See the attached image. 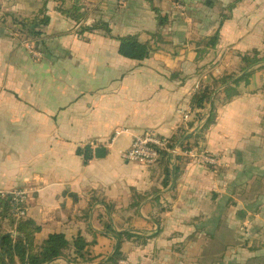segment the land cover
Listing matches in <instances>:
<instances>
[{
  "label": "crops",
  "instance_id": "crops-1",
  "mask_svg": "<svg viewBox=\"0 0 264 264\" xmlns=\"http://www.w3.org/2000/svg\"><path fill=\"white\" fill-rule=\"evenodd\" d=\"M62 1L0 0V192H28L25 218L40 227L38 241L81 233L97 240L88 249L108 254L112 240L102 229L116 224L112 212L148 229L158 213L153 198L133 204L164 178L154 172L160 163L124 159L133 135L172 140L183 130L181 154L171 158L183 166L176 191L161 193L169 206L162 232L144 248L128 245L130 259L121 264H264V70L232 85L231 96L219 82L239 71V53L264 48V0L240 1L222 25L232 0H81L78 22L58 9ZM44 5L50 21L28 43L44 55L35 50L33 59L12 27ZM83 22L90 26L76 31ZM218 31L214 49L209 37ZM126 35L149 42V57L121 56L115 38ZM206 86L220 91L211 124L210 104L192 108ZM188 108L192 114L183 115ZM204 127L199 147L183 150ZM86 145L94 153L88 163L77 153ZM101 146L106 156L97 158ZM202 151L218 163L199 162Z\"/></svg>",
  "mask_w": 264,
  "mask_h": 264
},
{
  "label": "trees",
  "instance_id": "trees-1",
  "mask_svg": "<svg viewBox=\"0 0 264 264\" xmlns=\"http://www.w3.org/2000/svg\"><path fill=\"white\" fill-rule=\"evenodd\" d=\"M242 0H232L228 6L221 12V22L223 24L227 19L232 18V11L238 3ZM71 7H62L58 9L67 17L73 21H80L83 18L81 13V0H72ZM152 2V0H150ZM213 3L210 2V5ZM43 13V18L38 20L39 13H36L35 18L27 26L28 31L33 33L36 37L41 36L42 32L40 27L47 26L50 18L45 14L46 6L40 10ZM162 23H167L168 17H158ZM21 23V22H20ZM25 25V24H22ZM92 30L93 27L88 28ZM119 42V54L123 57L133 60H144L149 57L152 52V47L149 42H143L137 35L116 36L115 38ZM220 39L219 31L209 37V45L212 48H216ZM255 48L248 53H239L241 58V65L238 72L231 74H223L219 78L221 86H225L224 90L228 96H231L230 92L232 85L239 86L241 83L246 85L250 82L252 75L260 70H264V52ZM219 86H206L202 91L196 92L192 99L193 109L204 110L208 104H210L208 112V122L211 124L215 120L216 107L215 100L218 98L217 92ZM214 97L213 100L211 98ZM207 109V111H208ZM206 127V126H205ZM199 130L196 134L187 137V141L183 142L180 146L183 150H190L189 144L194 143L193 146L199 147L200 142L204 138V129ZM186 133L183 130H178L172 138V147L176 144H180V141ZM190 148V149H189ZM77 153L84 157L85 163H88L94 156L93 148L90 145L80 147L77 149ZM172 154L167 151H161L160 158L156 164V178L159 175L164 176L161 180V188L154 187L150 191L145 193H138L135 195L134 205L142 204L148 199H152L155 205L158 206V213L151 215L150 220L154 222L151 228L148 229L145 225H134L132 217H125L118 212H112L113 218L116 222L108 223L103 226L102 232L111 238L112 251L108 254L96 255L94 251L88 249L89 246L95 245L97 240L88 241L81 234L68 238L64 233H52L46 239L37 242L36 235L40 231V227L36 226L33 221L22 218L18 223L19 232L24 238V247L19 244H14L9 233L2 229L0 232V264H121L123 260L130 259V252L126 249L128 245L133 250L146 247L154 237L161 234L163 229V217L164 214L169 211V206H163L161 204V197L163 192L165 196L176 191V185H172L173 181L178 178L183 166L176 164L171 165ZM175 159L183 160V157H176ZM150 202V203H151ZM0 223L7 220L13 226V220L16 219L10 212V199L8 196L2 198L0 195ZM163 215V216H162ZM15 217V218H14ZM137 217H140L139 212ZM17 220V219H16ZM1 226V225H0ZM157 226V228H155ZM2 228V227H1ZM59 260H63L60 263ZM98 260V261H97ZM101 260V261H99ZM59 261V262H58Z\"/></svg>",
  "mask_w": 264,
  "mask_h": 264
},
{
  "label": "built area",
  "instance_id": "built-area-1",
  "mask_svg": "<svg viewBox=\"0 0 264 264\" xmlns=\"http://www.w3.org/2000/svg\"><path fill=\"white\" fill-rule=\"evenodd\" d=\"M183 115L192 114V109L188 108L185 111H181ZM172 141L167 138H162L152 132H143L135 134L132 137L130 147L123 153L124 159L130 162H138L144 165H155L159 158L161 151H167L171 154H180L179 148L172 147ZM197 159L201 163L217 164L218 160L215 156L202 151L197 155ZM8 196L10 199V212L17 220L26 217L27 214V200L28 192L24 189H14L9 192H1V197ZM1 213V209H0ZM21 238L19 243L14 244L24 245V238L19 234Z\"/></svg>",
  "mask_w": 264,
  "mask_h": 264
},
{
  "label": "rangeland",
  "instance_id": "rangeland-1",
  "mask_svg": "<svg viewBox=\"0 0 264 264\" xmlns=\"http://www.w3.org/2000/svg\"><path fill=\"white\" fill-rule=\"evenodd\" d=\"M58 1H61V0H58ZM64 3H66V0H63L61 3L58 4V6H61L64 5ZM44 6H42L39 11L37 13H39L37 19L38 20H41L43 18V13L40 12V10L43 8ZM0 8H4V4L2 2H0ZM35 18V17H17V21H20L21 22V26H18V27H12L13 28V33L11 36L15 39V43H22L25 47H26V53H27V56L29 54L32 55V58L35 59V55H34V52L33 51H41V55H40V58L42 57V55H44L43 51L40 49V47L38 48H34L33 51H29V46H28V43L29 41H32L30 39H35L37 38L33 33H30V31H28L27 29V26H30V22L32 21V19ZM6 19V18H5ZM11 20H13V18H11ZM22 24H25V25H22ZM87 26H90L86 23H81L80 26L77 28L76 31H78L79 29H82V31L87 27ZM95 26V25H93ZM109 27L108 24H106V29ZM42 27L39 26V29H41ZM109 31V30H106V32ZM262 52H264V50H261ZM39 58V57H38ZM181 152V151H180ZM181 154V153H180ZM0 195H1V192H0ZM15 218V217H14ZM13 226L12 224L10 223L9 220L4 221V222H1L0 223V232L3 230L7 231L12 239V242H16V243H19V239L21 238V236H19L20 232H19V228H18V223L19 221L18 220H13ZM2 227V228H1ZM21 235V234H20ZM37 242H40L36 239ZM21 247H24V245H22ZM98 261V260H97ZM101 261V260H99ZM54 264H57V262H55Z\"/></svg>",
  "mask_w": 264,
  "mask_h": 264
},
{
  "label": "water",
  "instance_id": "water-1",
  "mask_svg": "<svg viewBox=\"0 0 264 264\" xmlns=\"http://www.w3.org/2000/svg\"><path fill=\"white\" fill-rule=\"evenodd\" d=\"M213 99H214V97L211 98V100H213ZM106 152H107V150H106L105 147H102V146L101 147H97L95 149V157L103 158V157L106 156Z\"/></svg>",
  "mask_w": 264,
  "mask_h": 264
}]
</instances>
